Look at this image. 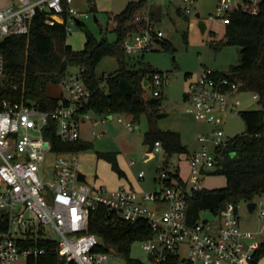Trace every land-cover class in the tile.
<instances>
[{
    "label": "built area",
    "instance_id": "2783aa9c",
    "mask_svg": "<svg viewBox=\"0 0 264 264\" xmlns=\"http://www.w3.org/2000/svg\"><path fill=\"white\" fill-rule=\"evenodd\" d=\"M258 2L217 0L215 15L227 23L232 10L255 12ZM38 10H45L46 23L61 21L66 31L76 17L85 14L72 0H9L0 6V39L10 34H27ZM148 11L146 19L136 16L146 23L143 31L136 36V32L128 33L122 40L126 53L148 48L154 36L161 35L160 30H154L155 21ZM83 69L77 67L62 77L63 92L52 109H40L35 101H12L0 96V264L19 260L29 264V257L44 251L35 243L38 238L55 240L65 264H110L108 252L95 249L100 238L87 230L89 212L99 203L123 220L147 221L149 233L141 241L152 262L169 255L180 258L179 250L185 246L186 260L192 264H252L258 243L248 241L254 232L242 227L239 202L229 201L216 213L201 208L196 217L188 210L194 192L204 187L200 177L215 167L221 147L232 137L218 124L240 104L238 94L246 90L240 88L239 81L231 73H217L206 67L186 74L185 106L195 118L211 124L198 135L199 148L187 152L193 175L190 181L183 180L177 172L159 169L153 189L127 183L107 189L79 179L76 151L53 150L51 140L44 134L51 118L61 139H80L81 122L94 114L85 109L91 92L83 81ZM2 70L0 53V73ZM148 83L153 85V95L159 96L161 87L168 83V74L156 70ZM251 94L256 102L257 93ZM125 115L112 114V119L131 128L133 122ZM106 118L103 115L100 120ZM97 122L93 120L94 124ZM153 148L161 150V142L155 140ZM50 151L54 153L52 159L47 158ZM143 176L141 169L137 177ZM254 200L258 215L264 217V195ZM206 210L213 213L212 219L202 216Z\"/></svg>",
    "mask_w": 264,
    "mask_h": 264
},
{
    "label": "trees",
    "instance_id": "16d2710c",
    "mask_svg": "<svg viewBox=\"0 0 264 264\" xmlns=\"http://www.w3.org/2000/svg\"><path fill=\"white\" fill-rule=\"evenodd\" d=\"M146 3L147 0H130L120 11L109 13L113 21L111 30L116 33L115 39L111 41L105 36L97 38L79 20L77 23L84 33L81 49H74L67 42L63 22L56 20L46 23L45 10H38L27 34H10L0 39L3 57L0 96L12 101H35L40 109H52L59 96L48 92V84L60 82L67 72L72 71L71 67L83 66V81L91 92L85 109L107 117L109 113L129 114L134 119L143 112H156L158 96L146 98L143 86V81L150 80L156 70L146 65L136 66V60L122 47V40L128 33L142 32L146 27L144 20L136 19ZM148 16L154 21L157 19L153 10L148 11ZM224 24V38L220 42L239 46V60L233 66L231 76L239 81L242 90L257 93V105L239 110L245 128L221 147V155L211 171L224 174L225 184L213 188L203 187L194 192L188 205L189 213L194 217L201 208H209L216 213L229 201L246 202L264 195V0H259L255 12L243 8L232 10L229 21ZM107 55L116 58L118 67L105 76L104 73L96 72V66ZM216 72L224 73L219 70ZM44 134L57 152L77 151L91 145L81 139H61L55 131V121L51 118L48 119ZM155 140H159L168 153L188 151L176 131H146L144 142L150 149ZM97 155L104 156L118 175L125 174L115 152H98ZM87 230L101 240L95 249L107 252L113 250L125 259L126 264H192L174 255L158 262H144L132 256L131 244L149 233L147 221L123 220L115 212L108 211L102 203L90 210ZM35 243L43 247L44 251L38 256L29 257V264H65L55 240L38 238ZM261 256H264V241L258 242L252 264H256Z\"/></svg>",
    "mask_w": 264,
    "mask_h": 264
},
{
    "label": "rangeland",
    "instance_id": "374dc122",
    "mask_svg": "<svg viewBox=\"0 0 264 264\" xmlns=\"http://www.w3.org/2000/svg\"><path fill=\"white\" fill-rule=\"evenodd\" d=\"M8 1L0 0V6ZM128 1L130 0H72V4L79 11L85 12L86 15H80L78 19L97 38L105 36L111 41L115 39L116 33L111 30L113 21L108 15L120 11ZM235 1L241 4L244 2V0ZM216 3L217 0L147 1L139 15L146 19L147 11L153 10L157 18L153 27L155 31L160 30L161 35L154 36L148 48L127 54L133 56L136 66L146 65L167 73L168 83L160 89L156 112H143L137 119L129 114L125 115L133 122L131 128L117 123L112 118L101 121L103 115L95 114L81 122L80 139L90 142L91 145L76 151L79 158L77 167L86 175L91 185L110 189L130 180L134 187L140 186L150 190L155 185L154 178L159 169L177 172L185 181L192 179L187 152L199 148L197 137L211 124L195 118L185 106L184 99L188 87L185 73L196 72L203 67L231 73L234 70L233 66L239 60V46L220 42L224 38L225 24L218 15H215ZM90 6L94 8L89 10ZM200 23L205 24L204 30H201ZM66 40L74 49L83 47V29L76 21L71 23V29L66 33ZM117 67L116 58L107 55L99 61L96 72L110 74ZM71 69L75 70L76 67ZM144 87L146 98H154L153 85ZM47 90L51 95L59 96L63 92V87L60 82L50 83ZM238 96L240 104L233 111L228 112L218 124L229 136L241 133L245 128L239 110L248 108L252 102L254 106L257 105L249 91H241ZM157 112L166 114L156 116ZM94 119L98 120L96 124L93 123ZM153 129L178 132L188 151L168 153L164 147L161 150L150 149L144 142V136L146 131ZM98 152H115L117 162L125 174L118 175L104 156L97 155ZM53 155V151H50L47 153V158L52 159ZM141 169L144 171L142 179L137 177V172ZM212 170L214 168L200 177L202 185L206 188L224 185V174L211 172ZM238 214L242 227L255 232L248 241H264V217L258 215L257 208L249 211L246 202L240 201ZM51 234L53 235V232ZM131 255L144 262L150 260L149 253L143 248L141 240L131 244ZM179 256L183 259L187 258L185 246H181ZM108 261L110 264H126L125 259L113 250L108 251ZM15 264H25V262L19 260ZM256 264H264V256H261Z\"/></svg>",
    "mask_w": 264,
    "mask_h": 264
},
{
    "label": "water",
    "instance_id": "95a60500",
    "mask_svg": "<svg viewBox=\"0 0 264 264\" xmlns=\"http://www.w3.org/2000/svg\"><path fill=\"white\" fill-rule=\"evenodd\" d=\"M92 8H93V7L90 6V7H89V10H92ZM196 14L198 15V12H196ZM184 17L187 18V15L184 14ZM75 21H76V22L79 21L78 17L75 18ZM200 28H201V30H204V29H205V24H204V23H200ZM137 34H138L137 32L134 33L135 36H136ZM148 84H149V83H148V80L145 79V80L143 81V86H146V85H148ZM251 105H254V102H252ZM165 114H166L165 112H157V113H156V116H163V115H165ZM108 117H112V113H109V114H108ZM77 174H78V178H79V179H81V180H85V179H86V178H85V174H84L83 172L78 171ZM246 206H247V208H248L249 211H252V210L254 209V207L256 206V200H250V201H247V202H246ZM202 216H203L204 218L212 219V218H213V213H212L211 211H209V210H206V211H203V212H202Z\"/></svg>",
    "mask_w": 264,
    "mask_h": 264
},
{
    "label": "crops",
    "instance_id": "0c3cea01",
    "mask_svg": "<svg viewBox=\"0 0 264 264\" xmlns=\"http://www.w3.org/2000/svg\"><path fill=\"white\" fill-rule=\"evenodd\" d=\"M108 118H112V117H108ZM145 156H146V155H145ZM85 176H86V175H85ZM128 181H129V182H126V183L132 185V183L130 182V180H128ZM132 186H133V185H132ZM136 188H143V187H140V186L138 187V186H137ZM241 225H242V224H241ZM253 232H254V231H253ZM254 235H255V232H254ZM257 243H258V242H257Z\"/></svg>",
    "mask_w": 264,
    "mask_h": 264
}]
</instances>
